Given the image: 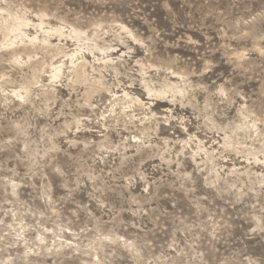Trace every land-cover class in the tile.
<instances>
[{
    "label": "rangeland",
    "instance_id": "374dc122",
    "mask_svg": "<svg viewBox=\"0 0 264 264\" xmlns=\"http://www.w3.org/2000/svg\"><path fill=\"white\" fill-rule=\"evenodd\" d=\"M0 264H264V0H0Z\"/></svg>",
    "mask_w": 264,
    "mask_h": 264
}]
</instances>
